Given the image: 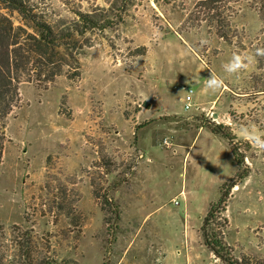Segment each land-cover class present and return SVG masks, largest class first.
Listing matches in <instances>:
<instances>
[{"label":"rangeland","instance_id":"1","mask_svg":"<svg viewBox=\"0 0 264 264\" xmlns=\"http://www.w3.org/2000/svg\"><path fill=\"white\" fill-rule=\"evenodd\" d=\"M28 1L59 27L115 0ZM202 1L133 0L83 37L80 79L19 86L0 118V264H222L200 229L238 172L232 148L247 177L230 191L224 240L235 260L264 263V153L239 135L264 137V19L236 0L227 44ZM233 54L254 59L228 74ZM210 72L225 87L205 92Z\"/></svg>","mask_w":264,"mask_h":264},{"label":"trees","instance_id":"2","mask_svg":"<svg viewBox=\"0 0 264 264\" xmlns=\"http://www.w3.org/2000/svg\"><path fill=\"white\" fill-rule=\"evenodd\" d=\"M245 1L263 20L264 0ZM132 3L133 0H115L107 11H78L75 20L58 27L49 24L36 5L28 0H0V118L18 103L21 85L50 86L63 76L70 82L80 79L81 57L85 49L93 48L92 41L83 37L95 31L111 30L116 25V13L126 15ZM237 3L236 0H205L196 8L206 18L204 22L213 23L216 35L227 44L231 43L235 32L231 20L237 15L234 7ZM210 131L231 142L223 127L216 126ZM4 146L5 136L0 134V166ZM231 152L238 172L228 190L221 191V198L210 206L200 233L205 248L222 264H250L235 260L224 240L228 221L223 214L230 191L247 177L239 154L233 148Z\"/></svg>","mask_w":264,"mask_h":264},{"label":"clouds","instance_id":"3","mask_svg":"<svg viewBox=\"0 0 264 264\" xmlns=\"http://www.w3.org/2000/svg\"><path fill=\"white\" fill-rule=\"evenodd\" d=\"M207 41H201V45L206 44ZM256 56L264 57V48H257ZM253 56L233 54L231 60L224 65V71L228 74H236L246 69L253 61ZM138 61V58L135 62ZM225 87L223 79L210 72L209 78L205 79L204 91H217ZM239 135L242 139L248 142L254 149L264 153V137L255 131H250L247 127H242L239 130Z\"/></svg>","mask_w":264,"mask_h":264},{"label":"built area","instance_id":"4","mask_svg":"<svg viewBox=\"0 0 264 264\" xmlns=\"http://www.w3.org/2000/svg\"><path fill=\"white\" fill-rule=\"evenodd\" d=\"M193 95L194 93L192 92V90H188L185 96V109L188 111L191 109V107H193Z\"/></svg>","mask_w":264,"mask_h":264},{"label":"bare ground","instance_id":"5","mask_svg":"<svg viewBox=\"0 0 264 264\" xmlns=\"http://www.w3.org/2000/svg\"><path fill=\"white\" fill-rule=\"evenodd\" d=\"M234 191H237V187L234 189Z\"/></svg>","mask_w":264,"mask_h":264}]
</instances>
